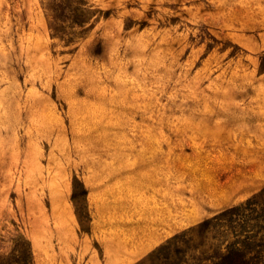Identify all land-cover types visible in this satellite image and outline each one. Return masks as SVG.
Returning <instances> with one entry per match:
<instances>
[{"label":"rangeland","instance_id":"obj_1","mask_svg":"<svg viewBox=\"0 0 264 264\" xmlns=\"http://www.w3.org/2000/svg\"><path fill=\"white\" fill-rule=\"evenodd\" d=\"M88 2L92 26L54 37L62 1L0 0V256L23 234L35 264H82L45 243L67 242L70 214L89 237L84 179L111 165L153 175L195 220L177 246L206 257L199 224L264 188V0Z\"/></svg>","mask_w":264,"mask_h":264},{"label":"crops","instance_id":"obj_2","mask_svg":"<svg viewBox=\"0 0 264 264\" xmlns=\"http://www.w3.org/2000/svg\"><path fill=\"white\" fill-rule=\"evenodd\" d=\"M84 182L91 208L90 235L75 240L76 227L70 214L67 229L71 237L67 242L46 240L51 258L75 251L82 264H135L195 221H182L175 200L161 197L157 180L143 169L99 167ZM92 241L100 248L94 249ZM33 246L39 260L41 243L34 241Z\"/></svg>","mask_w":264,"mask_h":264},{"label":"trees","instance_id":"obj_3","mask_svg":"<svg viewBox=\"0 0 264 264\" xmlns=\"http://www.w3.org/2000/svg\"><path fill=\"white\" fill-rule=\"evenodd\" d=\"M60 1L64 3L60 11L55 9L54 5H48L49 29L52 36H60V21H70L81 29V33L92 26L91 19L95 13L88 0ZM84 191L87 192L86 189ZM73 199H76L75 194ZM88 217L91 221V216ZM221 226L225 227V231L223 240L219 241L216 233ZM197 228L198 232H194L199 236L212 234L213 242L209 245L208 256L192 255L191 259H188L187 250L177 246L182 234H176L152 251L148 260L153 264L156 261L158 264H264V188L244 203L204 220ZM19 237L25 241V247L21 249L16 245L10 256H0V264H35L30 241L23 234ZM215 240L220 242L219 245L214 243ZM203 245L204 243H199L195 249ZM17 251L22 254L17 256ZM145 262L146 260L136 264Z\"/></svg>","mask_w":264,"mask_h":264}]
</instances>
